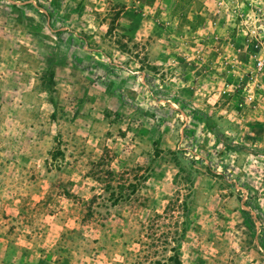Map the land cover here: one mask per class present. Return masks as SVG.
Wrapping results in <instances>:
<instances>
[{"label":"rangeland","instance_id":"1","mask_svg":"<svg viewBox=\"0 0 264 264\" xmlns=\"http://www.w3.org/2000/svg\"><path fill=\"white\" fill-rule=\"evenodd\" d=\"M264 264V0H0V264Z\"/></svg>","mask_w":264,"mask_h":264},{"label":"trees","instance_id":"2","mask_svg":"<svg viewBox=\"0 0 264 264\" xmlns=\"http://www.w3.org/2000/svg\"><path fill=\"white\" fill-rule=\"evenodd\" d=\"M174 256H175V264H181L178 254L176 253L174 254Z\"/></svg>","mask_w":264,"mask_h":264}]
</instances>
